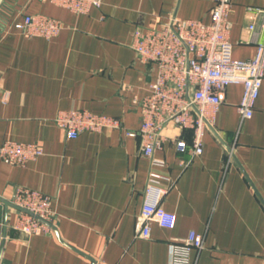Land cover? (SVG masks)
<instances>
[{
    "label": "crops",
    "instance_id": "1",
    "mask_svg": "<svg viewBox=\"0 0 264 264\" xmlns=\"http://www.w3.org/2000/svg\"><path fill=\"white\" fill-rule=\"evenodd\" d=\"M102 2L87 13L50 0H4L0 8V143L33 141L44 149L24 165L0 158V264H170L169 240L191 230L204 237L192 264H264V79L247 118L237 111L243 85L226 86L201 154L176 148L177 139L191 144L190 128H164L155 155L166 161L157 169L172 183L164 207L176 223L154 222L151 236L140 237L151 162L141 137L126 130L141 126L139 102L158 71L132 48L133 32L172 17L209 23L215 0ZM36 13L60 19V33L27 37L15 27ZM230 20L233 58H252L264 41V0H233ZM71 108L117 117L122 126L70 138L54 118ZM228 146L235 148L230 161ZM22 186L51 196L49 231L15 228L20 210L3 200L12 201Z\"/></svg>",
    "mask_w": 264,
    "mask_h": 264
},
{
    "label": "built area",
    "instance_id": "2",
    "mask_svg": "<svg viewBox=\"0 0 264 264\" xmlns=\"http://www.w3.org/2000/svg\"><path fill=\"white\" fill-rule=\"evenodd\" d=\"M58 6L77 13H87L92 7H101L102 0H50ZM233 0H215L211 21L198 19L170 18L160 27L137 26L133 32L132 48L143 62L157 66V78L151 82L149 92L139 102L142 121L137 130H126L130 136L141 137V148L150 159L151 167L144 189L145 201L137 216L136 232L143 238L151 236L152 224L173 228L176 214L164 207L166 194L172 186L169 177L157 168L166 161L155 155L162 147L163 131L168 124L192 130L191 144L177 139L180 152L189 150L192 156L204 149V135L208 129H215V118L223 100L227 85H243V94L237 104V111L243 117H251L264 79V41L257 42L252 58L237 60L232 55L230 14ZM258 11H262L257 9ZM0 16V26L4 27ZM264 26V25H263ZM27 37L43 36L53 38L62 30L60 19L42 14H24L15 23ZM250 29L255 30L251 24ZM54 121L65 129L68 137L76 138L84 131H102L107 127L119 128V118L89 109L60 110ZM234 146H228V160L234 153ZM44 153L40 144L33 141L5 139L0 143V158L13 165H24ZM188 164L189 161L182 160ZM169 184H163V180ZM12 202L29 210H20L15 228L33 234L49 231L50 225L39 218L51 221L54 211L51 196L39 189L19 187ZM170 264H192L193 249L204 248V237L191 230L184 238H171Z\"/></svg>",
    "mask_w": 264,
    "mask_h": 264
},
{
    "label": "water",
    "instance_id": "3",
    "mask_svg": "<svg viewBox=\"0 0 264 264\" xmlns=\"http://www.w3.org/2000/svg\"><path fill=\"white\" fill-rule=\"evenodd\" d=\"M3 3H4V0H0V8H1V6H2ZM2 200H3V199H2ZM3 201L5 202L7 208H8V206H12V207H14V208H16V209H18V210H22V211H25V212H29V210H27V209H25V208H23V207H21V206L15 204V203H13V202L10 201V200H3ZM36 217L39 218L40 220H42L43 222L47 223L48 225L53 226L49 221H47V220L41 218L40 216H37V215H36Z\"/></svg>",
    "mask_w": 264,
    "mask_h": 264
}]
</instances>
